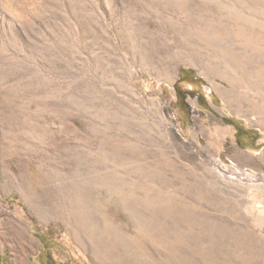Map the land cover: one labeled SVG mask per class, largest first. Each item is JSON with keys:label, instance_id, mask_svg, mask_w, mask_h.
I'll return each mask as SVG.
<instances>
[{"label": "rangeland", "instance_id": "obj_1", "mask_svg": "<svg viewBox=\"0 0 264 264\" xmlns=\"http://www.w3.org/2000/svg\"><path fill=\"white\" fill-rule=\"evenodd\" d=\"M144 263L264 264V0H0V264Z\"/></svg>", "mask_w": 264, "mask_h": 264}, {"label": "trees", "instance_id": "obj_2", "mask_svg": "<svg viewBox=\"0 0 264 264\" xmlns=\"http://www.w3.org/2000/svg\"><path fill=\"white\" fill-rule=\"evenodd\" d=\"M193 72V70H182V72H181V74L183 75L184 73H186V72ZM195 80H196V78H194ZM194 79H192V80H186V79H184L183 77H180V79H179V81L176 83V85H175V89L177 90V92L179 93L180 91H179V86H180V84L181 83H183V82H187V83H189L190 85H192L194 88H195V86H196V83L194 82ZM200 80V79H199ZM188 93L190 94V95H193V94H197V91L195 90V89H193V90H189L188 91ZM201 97V96H200ZM199 97V98H200ZM207 108H208V105H207ZM189 125H191V123H189ZM246 131V138H248L251 134V131L252 130H249V129H247V130H245ZM240 132H239V128L237 129V133H236V136H237V140H238V142H239V144L241 145V140H240ZM258 139V138H257Z\"/></svg>", "mask_w": 264, "mask_h": 264}, {"label": "bare ground", "instance_id": "obj_3", "mask_svg": "<svg viewBox=\"0 0 264 264\" xmlns=\"http://www.w3.org/2000/svg\"><path fill=\"white\" fill-rule=\"evenodd\" d=\"M220 93L223 94L222 92H220ZM132 195H133V194H132ZM87 220H88V219H87ZM91 221H92V220H91ZM92 222H93V221H92ZM255 222H256V221H255ZM193 223H194V222H193ZM84 224H85V223H84ZM86 224H87V223H86ZM159 224H160V223H159ZM78 225H80V224H78ZM81 225H82V224H81ZM81 225H80V226H81ZM89 225H92V224H88L87 227H88ZM82 226H83V225H82ZM92 226H93V225H92ZM77 227H78V226H77ZM85 227H86V226H85ZM89 228H90L89 231H91V227H89ZM89 228H88V229H89ZM166 228H167V227H166ZM81 229L86 230L87 228L85 229L84 226H83V228H80L79 230H81ZM104 230H105V229H104ZM81 231H82V230H81ZM87 231H88V230H87ZM92 231H93V230H92ZM101 232H102V231H101ZM93 233H94V232H93ZM75 234H76V233H75ZM86 234H88V233L86 232ZM86 234H85V235H86ZM90 234H92V233L90 232ZM88 235H89V234H88ZM82 236H83V234H82ZM89 236L91 237V235H89ZM80 237H81V236H80ZM80 237H79V238H80ZM83 237H84V236H83ZM85 237H86V236H85ZM79 238L76 237V239H78V240H79ZM93 238H94V236H93ZM152 238H153V237H152ZM81 239H82V238H81ZM86 239H87V238H86ZM89 239H90V238H89ZM84 240H85V239H84ZM87 240H88V239H87ZM88 241H89V240H88ZM94 242H95V241H94ZM94 242H93V244H94ZM119 242H120V241H119ZM91 243H92V242H91ZM95 243H97V242H95ZM115 243H116V242H115ZM126 243H127V242H126ZM85 244H87V243H86V240H85ZM93 244H92V245H93ZM87 245H88V244H87ZM95 245H96V244H94L93 246H95ZM97 245H98V244H97ZM83 246H84V245H83ZM88 246H89V245H88ZM99 246H100V245H99ZM129 246H130V245H129ZM85 247H86V246H85ZM86 248H87V247H86ZM92 248H95V247H91V250H92ZM102 248H103V247H102ZM177 248H178V247H177ZM88 250H89V249H88ZM97 250H98V247H97ZM97 250H96V251H97ZM133 250H134V249H133ZM133 250H132V251H133ZM94 251H95V250H94ZM100 251L103 252V250H101V249H100ZM109 251H111V249H110ZM109 251H108V252H109ZM126 251H127V250H126ZM90 252H91V251H90ZM104 252H105V250H104ZM106 252H107V251H106ZM94 253H95V252H93V256H94L95 254H97L98 252L95 253V254H94ZM102 254H103V253H102ZM106 254H107V253H106ZM109 254H110V253H109ZM99 255L101 256V252L99 253ZM129 255H130V253H129ZM162 255H163V254H162ZM103 256H104V255H103ZM105 256H106V255H105ZM116 256H117V255H116ZM95 257H96V255H95ZM106 257H107V256H106ZM116 258H117V257H116ZM13 259H14V258H13ZM96 259H97V258H96ZM96 259H95V260H96ZM93 260H94V259H93ZM98 260H99V259H98ZM174 261H175V260H174ZM174 261H173V262H174ZM146 263H147V262H146ZM144 264H145V263H144ZM152 264H153V263H152Z\"/></svg>", "mask_w": 264, "mask_h": 264}, {"label": "flooded vegetation", "instance_id": "obj_4", "mask_svg": "<svg viewBox=\"0 0 264 264\" xmlns=\"http://www.w3.org/2000/svg\"><path fill=\"white\" fill-rule=\"evenodd\" d=\"M199 99H200V98H199ZM199 99H198V100H199ZM198 102H199V101H198Z\"/></svg>", "mask_w": 264, "mask_h": 264}]
</instances>
